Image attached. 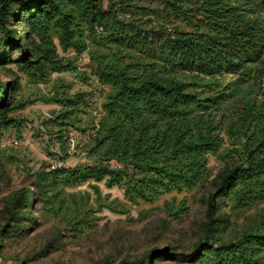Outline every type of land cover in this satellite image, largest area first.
<instances>
[{
    "label": "trees",
    "instance_id": "obj_1",
    "mask_svg": "<svg viewBox=\"0 0 264 264\" xmlns=\"http://www.w3.org/2000/svg\"><path fill=\"white\" fill-rule=\"evenodd\" d=\"M0 49H19L24 67L53 62V33L63 47L94 48L98 79L110 86L90 151L93 165L64 170L71 183L105 181L130 202L190 191L208 175L207 158L230 140V157L207 193L204 235L182 260L190 264H264V218L254 217L229 241L235 207L264 200V0H0ZM1 51V50H0ZM42 62V63H43ZM13 81L0 80L5 117ZM116 164H112V162ZM30 198V201L27 200ZM40 199L24 185L0 233ZM166 248L117 264H160Z\"/></svg>",
    "mask_w": 264,
    "mask_h": 264
},
{
    "label": "rangeland",
    "instance_id": "obj_2",
    "mask_svg": "<svg viewBox=\"0 0 264 264\" xmlns=\"http://www.w3.org/2000/svg\"><path fill=\"white\" fill-rule=\"evenodd\" d=\"M6 27L20 35L25 28L12 19L0 25V35ZM80 38H85L84 48H66L53 33L54 61L30 68L20 62L19 49H0V80L20 86L5 117L0 113V228L10 206L24 213L14 202L24 185L34 184L40 192L29 211L34 222L19 214L0 233V258L3 264H117L166 248L168 254L157 259L160 264H190L181 258L205 233L207 193L230 159V140L224 136L219 153L208 155L202 185L151 202H130L122 187H109L104 180L71 183L66 171H50L56 159L64 170L97 162L90 151L94 126L110 86L98 79L90 60L92 39L85 32ZM219 205L230 219L225 241L251 218H264V200L250 208L235 207L227 198Z\"/></svg>",
    "mask_w": 264,
    "mask_h": 264
},
{
    "label": "built area",
    "instance_id": "obj_3",
    "mask_svg": "<svg viewBox=\"0 0 264 264\" xmlns=\"http://www.w3.org/2000/svg\"><path fill=\"white\" fill-rule=\"evenodd\" d=\"M63 166H64V163L59 159L53 160L49 164L50 170H56V169L62 168Z\"/></svg>",
    "mask_w": 264,
    "mask_h": 264
},
{
    "label": "crops",
    "instance_id": "obj_4",
    "mask_svg": "<svg viewBox=\"0 0 264 264\" xmlns=\"http://www.w3.org/2000/svg\"><path fill=\"white\" fill-rule=\"evenodd\" d=\"M0 264H3V261H2V259L0 258Z\"/></svg>",
    "mask_w": 264,
    "mask_h": 264
}]
</instances>
